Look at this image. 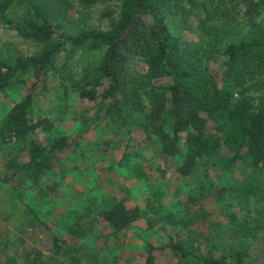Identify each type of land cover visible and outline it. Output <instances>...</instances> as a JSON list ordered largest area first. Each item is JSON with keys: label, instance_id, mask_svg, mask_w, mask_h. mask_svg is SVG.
<instances>
[{"label": "rangeland", "instance_id": "1", "mask_svg": "<svg viewBox=\"0 0 264 264\" xmlns=\"http://www.w3.org/2000/svg\"><path fill=\"white\" fill-rule=\"evenodd\" d=\"M50 2L73 35L107 31L120 12L119 3L108 0ZM172 9L166 19L169 30L196 47L214 38L221 45L229 35L241 39L247 32L241 0H198L192 5L183 0L182 7ZM254 21L264 28V12ZM39 50L0 21V59L12 62ZM217 53L207 66L221 87L226 57L220 48ZM100 58V50L77 48L58 56L38 81L29 116L44 126L30 139L41 145L64 139L67 145L55 152L36 182L20 183L21 175H12L16 165L28 160L27 146L0 141V264H143L144 244L165 245L168 236L200 253L218 256L237 249L248 225L264 221L259 194L246 188L250 180L244 165L228 168L227 152L220 149L215 162H199L182 176V158L166 159L157 137L135 114L104 117L105 108L80 101L74 81L84 79ZM32 82L25 76L23 83L0 92V123ZM208 126L213 130V123ZM260 182L264 184V174ZM115 201L139 214L118 233L100 217ZM254 239L245 264H264V230ZM155 264L189 263L165 249L156 253Z\"/></svg>", "mask_w": 264, "mask_h": 264}, {"label": "trees", "instance_id": "2", "mask_svg": "<svg viewBox=\"0 0 264 264\" xmlns=\"http://www.w3.org/2000/svg\"><path fill=\"white\" fill-rule=\"evenodd\" d=\"M98 1L83 0L84 4ZM108 1L120 5L119 16L109 30L73 35L48 0H0V21L20 38L40 46L38 53L27 58L12 62L0 59V92L14 83H23L25 76L35 80L0 123L2 143L27 146L28 160L16 165L12 175L20 174V183L36 182L51 166L55 152L66 147L64 139L46 145L31 140L44 121L33 120L29 113L38 81L53 61L87 46L100 50L101 58L84 79L74 81L80 101L105 108L104 117L126 111L135 114L142 120L141 125L157 137L166 159L182 158L178 168L182 176H188L199 162H215L219 150L225 149L228 168L241 162L249 173L246 188L256 190L264 204V184L260 182L264 174V28L254 21L264 12V0H241L248 22L245 37H228L227 18L222 32L228 37L225 43L220 45L214 38L198 47L184 42L167 25L172 8L182 7L183 0ZM19 8L21 13H17ZM218 48L226 57L221 87L207 66ZM209 123L214 124L211 131L216 135L211 134ZM13 187L21 196L20 189ZM138 215L122 201L100 212L101 219L115 233L128 229ZM262 230L264 221L251 223L237 249L218 256L189 250L168 236L165 245L144 244L143 264H155L156 253L165 249L179 262L189 264H245L253 246L251 240L255 241Z\"/></svg>", "mask_w": 264, "mask_h": 264}]
</instances>
